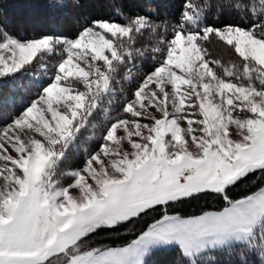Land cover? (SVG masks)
<instances>
[{"label":"snow or ice","instance_id":"obj_1","mask_svg":"<svg viewBox=\"0 0 264 264\" xmlns=\"http://www.w3.org/2000/svg\"><path fill=\"white\" fill-rule=\"evenodd\" d=\"M97 2L108 14L66 33L0 24V89H24L26 75L37 88L0 115V264H150L163 250L177 264H264V0H181L175 23L162 0H136L134 12L129 0ZM146 34L154 40L137 46ZM213 41L239 63L209 58ZM137 60L146 70L103 143L61 171ZM201 200L222 207L180 212ZM148 218L127 246H92Z\"/></svg>","mask_w":264,"mask_h":264},{"label":"trees","instance_id":"obj_2","mask_svg":"<svg viewBox=\"0 0 264 264\" xmlns=\"http://www.w3.org/2000/svg\"><path fill=\"white\" fill-rule=\"evenodd\" d=\"M136 0H129V7L132 11H138L135 5ZM181 0H162V4L165 5L161 12L168 13V19L171 23H175L178 20L177 8L180 6ZM194 4L203 6L206 0H193ZM67 4L65 7L64 5ZM82 5L79 8L74 7L73 0H0V24L6 23L7 28L13 34L20 36H39L44 33H66L68 27L75 23L84 24L87 19L93 17L106 16L109 9L106 4L97 2V0H81ZM128 14L127 9L125 10ZM116 18V17H114ZM211 19V17L209 18ZM120 22H124V18H119ZM147 36V43L149 40H154L153 37ZM212 44L208 45L209 58L216 59L211 53ZM56 59V58H55ZM55 59L49 60V65L54 62ZM233 62H239V59L233 60ZM226 63V62H224ZM137 68L134 72V78L125 82L129 85L126 89H120L114 91V94L108 97L107 102L102 104L101 110H98L97 118L90 119L88 125H95L94 127H87L80 134L83 136V143L79 142L81 139H77L72 146L78 144L79 157L86 159L89 153L94 152L101 143H103L102 136L104 130L107 127L110 120H114L120 114V107L124 99L131 94L130 88L135 85L138 75L143 74L146 70V65L137 60ZM35 70V69H34ZM30 70V71H34ZM138 76V77H136ZM31 77H24L25 88L17 90L14 93L10 92V89L5 86L0 89V115L12 116L15 115L23 107L29 99L34 98L37 91L35 86L29 87V81ZM7 83V82H5ZM14 97V99H13ZM2 123V121H0ZM80 136V135H79ZM79 158L78 160L83 162ZM76 168L75 166H72ZM255 188L247 189L248 194ZM243 193H234L237 198H240ZM222 207L221 202L215 200H209L207 202L193 201L191 204H185L180 207V212L184 214H198L200 211L205 210H219ZM151 218L140 222L136 229L126 231L120 229L117 233L101 234L96 237L92 243L93 247L99 246H116L129 243L131 240L137 237L139 230L146 226V223H151ZM54 264L56 261L54 260ZM150 264H177V253L174 250H163L154 254L151 257Z\"/></svg>","mask_w":264,"mask_h":264},{"label":"rangeland","instance_id":"obj_3","mask_svg":"<svg viewBox=\"0 0 264 264\" xmlns=\"http://www.w3.org/2000/svg\"><path fill=\"white\" fill-rule=\"evenodd\" d=\"M147 44V36H144L143 38H140L139 39V41H138V45L137 46H144V45H146ZM212 46H214V47H212L211 48V53L213 54V56L215 57V58H222V61L223 62H228L229 60H231V61H233V60H235V59H237V57L235 56V55H233V53L230 51V50H228V49H226L224 46H223V44L222 43H218V42H216V41H213V43H212ZM52 59H55V57H53V58H48V60H52ZM137 63V62H136ZM237 63H239V62H237ZM35 65H33V67H32V69H30V70H34L35 69ZM134 72H137L136 70H134ZM142 75V74H141ZM141 75H138V76H141ZM138 76H136V77H138ZM140 78V77H139ZM139 78L137 79V81L139 80ZM127 81V79L125 78V73L124 72H121V74L120 75H118L117 76V78H116V81L114 82V84H113V90L114 91H119L120 89H126L129 85H126L125 84V82ZM137 83V82H136ZM135 83V84H136ZM135 86V85H134ZM134 86H132L131 88H130V91H132L133 90V88H134ZM107 98H105L104 99V102L103 103H105V102H107L108 100H106ZM97 118V113L91 118V119H96ZM94 127L95 128V125L93 124V125H88L87 127ZM79 139H81L79 142H81V143H83V140H82V138H83V136L80 134V136L78 137ZM102 144V143H101ZM100 144V145H101ZM74 145V144H73ZM123 147H124V149L125 150H127L128 149V145H127V143L125 142L124 143V145H123ZM78 148H79V146H78V144H76L75 145V148H74V146H71V148H70V150H69V152H68V155H67V158H66V160H65V162L63 163V164H61V166H60V170L61 171H67V170H69L70 168H74V167H72V166H75L76 168H78V167H83V162H81V161H79L78 159L79 158H81L82 160L84 159V158H82V157H79V155L80 154H78L79 153V151H78ZM98 148H99V146H98ZM98 148L95 150V151H97L98 150ZM94 151V152H95ZM92 153V152H91ZM87 158V157H86ZM85 160V159H84ZM62 181L64 182V183H67V178H62ZM249 194H251V193H249ZM73 195H78V192L76 191V190H73ZM135 239V238H134ZM132 241V240H131ZM131 241L129 242V243H131ZM129 243H127V244H129ZM127 244H124V245H116V246H109V247H125V246H127Z\"/></svg>","mask_w":264,"mask_h":264}]
</instances>
